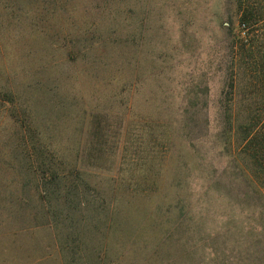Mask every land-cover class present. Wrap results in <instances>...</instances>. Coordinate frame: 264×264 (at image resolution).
I'll return each mask as SVG.
<instances>
[{"label": "rangeland", "instance_id": "374dc122", "mask_svg": "<svg viewBox=\"0 0 264 264\" xmlns=\"http://www.w3.org/2000/svg\"><path fill=\"white\" fill-rule=\"evenodd\" d=\"M237 17L0 0V264H264V192L223 122Z\"/></svg>", "mask_w": 264, "mask_h": 264}, {"label": "trees", "instance_id": "16d2710c", "mask_svg": "<svg viewBox=\"0 0 264 264\" xmlns=\"http://www.w3.org/2000/svg\"><path fill=\"white\" fill-rule=\"evenodd\" d=\"M237 24L229 25L230 61L223 122L237 133L238 152L250 180L264 192V0H233ZM53 174L51 182L55 181ZM55 184V183H52Z\"/></svg>", "mask_w": 264, "mask_h": 264}]
</instances>
